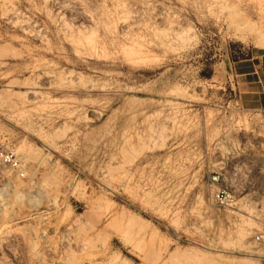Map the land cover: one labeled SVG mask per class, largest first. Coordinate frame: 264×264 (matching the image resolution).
Returning a JSON list of instances; mask_svg holds the SVG:
<instances>
[{
  "label": "rangeland",
  "instance_id": "374dc122",
  "mask_svg": "<svg viewBox=\"0 0 264 264\" xmlns=\"http://www.w3.org/2000/svg\"><path fill=\"white\" fill-rule=\"evenodd\" d=\"M261 59L264 0H0V264H264Z\"/></svg>",
  "mask_w": 264,
  "mask_h": 264
},
{
  "label": "built area",
  "instance_id": "2783aa9c",
  "mask_svg": "<svg viewBox=\"0 0 264 264\" xmlns=\"http://www.w3.org/2000/svg\"><path fill=\"white\" fill-rule=\"evenodd\" d=\"M20 158L12 152L7 146L0 144V167H9L19 173L22 178H25ZM218 198L223 201H227L230 198L228 192H224L218 195ZM254 243L257 244L260 249L264 251V234H256L254 236Z\"/></svg>",
  "mask_w": 264,
  "mask_h": 264
},
{
  "label": "crops",
  "instance_id": "0c3cea01",
  "mask_svg": "<svg viewBox=\"0 0 264 264\" xmlns=\"http://www.w3.org/2000/svg\"><path fill=\"white\" fill-rule=\"evenodd\" d=\"M255 59L254 57L252 59H249V61ZM259 59V57H258ZM260 60V59H259ZM264 59H261V63L258 64V66L256 68L260 69V70H256L254 73H250V74H257L258 78L257 80H255V83L260 85V88L262 89L261 93L264 95V63H263ZM263 63V64H262ZM264 100V97H263Z\"/></svg>",
  "mask_w": 264,
  "mask_h": 264
},
{
  "label": "bare ground",
  "instance_id": "6f19581e",
  "mask_svg": "<svg viewBox=\"0 0 264 264\" xmlns=\"http://www.w3.org/2000/svg\"><path fill=\"white\" fill-rule=\"evenodd\" d=\"M82 54V53H81ZM47 77V76H46Z\"/></svg>",
  "mask_w": 264,
  "mask_h": 264
}]
</instances>
